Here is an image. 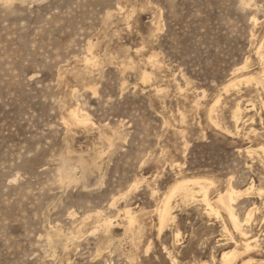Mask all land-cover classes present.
Returning <instances> with one entry per match:
<instances>
[{"label": "rangeland", "instance_id": "obj_1", "mask_svg": "<svg viewBox=\"0 0 264 264\" xmlns=\"http://www.w3.org/2000/svg\"><path fill=\"white\" fill-rule=\"evenodd\" d=\"M261 43L264 0H0V264H264ZM191 176L262 190L253 248L199 194L160 232Z\"/></svg>", "mask_w": 264, "mask_h": 264}, {"label": "bare ground", "instance_id": "obj_2", "mask_svg": "<svg viewBox=\"0 0 264 264\" xmlns=\"http://www.w3.org/2000/svg\"><path fill=\"white\" fill-rule=\"evenodd\" d=\"M257 53H258L260 59L264 62V45L262 43H261V45H259ZM151 60H153V59H151ZM243 67L245 68L246 65H244ZM261 72H262V76H264V69ZM148 75L149 74L144 72L143 79H146L148 77ZM262 76H260V77H262ZM256 78H255V76L254 77L253 76H245L243 79L245 81H247V82H250L251 80L256 79ZM244 80H242V81H244ZM256 80H257V82H261V84H262L263 83L262 80H264V78L263 79L260 78V79H256ZM237 81H241V80H239V79L238 80H230L229 83L225 85L224 89L228 90L229 87L235 86L237 84ZM214 105H216V104H214ZM210 107H211V108H209L210 112L215 110V108H214L215 106L212 105ZM210 112L208 114H211ZM233 112H234L233 117L236 120H238L239 117H240L239 115L241 114V112H243L242 109H241V103L240 104L237 103L236 108H235V110ZM78 113H77V110H71L70 111L71 120L74 123H79V124L82 123L83 124L87 120V116L85 114H80V113H79L80 114L79 115ZM211 115H213V114H211ZM88 120L85 123H88ZM259 145L260 146L256 147V148L260 150V153L262 151L263 155H264V145L263 144H262L263 146L261 144H259ZM254 148L252 149V147L250 146L247 149V151L248 152H252V151L255 150ZM64 164H65L66 171L68 173H70V174L73 173V172H70L71 170L69 169V166L67 165L68 163L65 162ZM63 169H64V167H63ZM68 173H67V176H68ZM73 177L72 176H68L67 178H68V180L71 181L72 179L75 178V177L74 178ZM213 183L214 182L211 179L209 180V179L205 178L204 176H191V177H188V178H181L178 181L174 182L169 188V193L168 194L166 193L167 196H165L166 198H164L165 200L163 202V205L161 204L162 206L160 208L158 207L159 208V210H158V213H159L158 218L160 219V225H159L160 232H161V230L163 228H165V225L169 221H172V220L174 221V215H172L173 214L172 211H171L172 210V206H171L170 202H171V198L173 196H175V194H177V193L180 194L182 199L185 200V201H187V200H191L192 201L195 198V196L197 194H199V195L202 196L201 200L205 203V205L207 206L208 210H210L211 212H213V213H215L217 215H220V210L222 209L227 214V216H228V218L230 220L229 222H231L233 227L235 228V230L238 231L244 237V240H243V243H242L244 251L250 250L251 248L254 247L253 243L255 242V239L248 236L247 230L244 228V225L247 224L251 220V218L253 216V213L255 212V208L256 207L255 206L251 207L246 212L244 218H240L239 215L237 214V212L235 211V206H236L235 203L237 204V202H236L237 199L241 198L242 196H246V195H248L250 193L253 194V192H256V193L260 194V193H262V190L260 188H256L254 184H251V185L247 186V188H245V189H238V188L234 187L232 184H229L228 187L225 190H222V191L218 192L217 197H216V199L214 201H211L209 199V197H208V190H209V187ZM213 203H215L216 207L213 205ZM129 208H130V206L127 209H125V213H126V215L128 217V226H127V228H131L133 223H134V221H135V217L132 216L133 213L131 212V209H129ZM224 228L226 229V226H224ZM238 255H239V252H238L237 248L226 250V251H224L222 253L221 260H222V262L224 264H229Z\"/></svg>", "mask_w": 264, "mask_h": 264}]
</instances>
